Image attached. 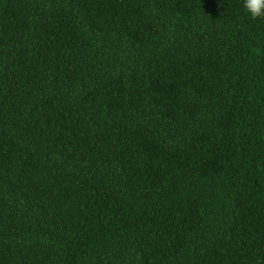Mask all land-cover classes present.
<instances>
[{"label": "trees", "instance_id": "16d2710c", "mask_svg": "<svg viewBox=\"0 0 264 264\" xmlns=\"http://www.w3.org/2000/svg\"><path fill=\"white\" fill-rule=\"evenodd\" d=\"M0 264H264V19L0 0Z\"/></svg>", "mask_w": 264, "mask_h": 264}, {"label": "clouds", "instance_id": "9594fccd", "mask_svg": "<svg viewBox=\"0 0 264 264\" xmlns=\"http://www.w3.org/2000/svg\"><path fill=\"white\" fill-rule=\"evenodd\" d=\"M244 7L252 19H264V0H244Z\"/></svg>", "mask_w": 264, "mask_h": 264}]
</instances>
